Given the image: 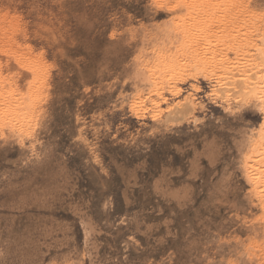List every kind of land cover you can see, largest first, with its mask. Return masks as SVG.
I'll return each instance as SVG.
<instances>
[{"label": "rangeland", "instance_id": "obj_1", "mask_svg": "<svg viewBox=\"0 0 264 264\" xmlns=\"http://www.w3.org/2000/svg\"><path fill=\"white\" fill-rule=\"evenodd\" d=\"M155 2L0 0V21L14 17L44 65L0 53V91L24 104L16 126L0 111V264H264V210L242 170L260 115L205 98L211 40L237 6ZM246 2L254 35L264 0ZM166 66L177 75L152 92L136 84ZM189 94L199 110L152 122Z\"/></svg>", "mask_w": 264, "mask_h": 264}, {"label": "bare ground", "instance_id": "obj_2", "mask_svg": "<svg viewBox=\"0 0 264 264\" xmlns=\"http://www.w3.org/2000/svg\"><path fill=\"white\" fill-rule=\"evenodd\" d=\"M155 3L161 7L162 0H156ZM224 3L235 4L237 7L233 16H226L222 20L223 24L217 33V37L211 40L212 47L215 49L213 52H216V48L218 50L219 64H215L217 67L214 68L219 71H210V73L207 71V73H204L214 79L205 93V98L214 105L222 106L225 110L224 113L232 112L238 106L252 105L260 115V121L254 126L253 132H250L249 136L247 135L246 142L243 144L245 152L242 159V170L250 195L255 200L254 202H257L260 208L264 210V25L253 35L254 25L257 23L252 24V22H255L253 20L255 17L246 0H224ZM5 18L0 21V53L5 54L9 58L11 57L14 63L22 70L35 71V73L43 71L44 65L41 56L34 55L28 45H21L16 39V33L18 32L16 19L14 17H10L9 20ZM229 55L233 57L229 58ZM209 64L211 63L209 62ZM154 68L156 67L154 66ZM154 68L153 70H155ZM167 68L168 70L171 69V67ZM168 70L145 71L143 75L138 73V78L141 81L136 84L142 89L145 88L152 92L159 84L164 81L168 82L175 76L176 71ZM207 76L205 78H210ZM35 78L37 77L35 76ZM159 80L161 83H159ZM25 88H28L25 89L29 92V94L27 92V95L31 96L32 93L30 94V92L33 88L31 89L28 86ZM191 89L195 93L199 91V88L195 85H192ZM176 95H178L179 99V93ZM15 96L14 90L0 91V107H2L0 111L5 114L6 119L14 121V125L22 122L20 120H23V116L18 114L20 112L18 109L24 106V104L21 105L19 103L20 100L18 101ZM195 98L193 94H189L176 102L172 101L166 104V108L158 116H154L152 122H157L160 126L172 122L173 119L176 120L177 117L191 115L194 109L201 105V101L196 102ZM24 101H26V97ZM160 102L165 104L166 100L163 99ZM156 103H158V100ZM129 111L133 119H139L142 116L138 105L135 103L130 105ZM190 118L192 117L190 116ZM14 131L17 132L15 137H21L22 129L21 131L14 129ZM86 235L84 234V236ZM240 260L242 261L240 264H243L244 258Z\"/></svg>", "mask_w": 264, "mask_h": 264}]
</instances>
